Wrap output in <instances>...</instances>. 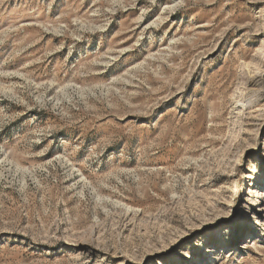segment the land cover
<instances>
[{
    "label": "rangeland",
    "instance_id": "rangeland-1",
    "mask_svg": "<svg viewBox=\"0 0 264 264\" xmlns=\"http://www.w3.org/2000/svg\"><path fill=\"white\" fill-rule=\"evenodd\" d=\"M0 264H264V0H0Z\"/></svg>",
    "mask_w": 264,
    "mask_h": 264
},
{
    "label": "bare ground",
    "instance_id": "bare-ground-1",
    "mask_svg": "<svg viewBox=\"0 0 264 264\" xmlns=\"http://www.w3.org/2000/svg\"><path fill=\"white\" fill-rule=\"evenodd\" d=\"M254 184H258V185H260V184H263V183H262L261 181H260V182H257V181H256ZM251 192H254V191H251ZM258 195H259V192H258ZM258 198H259V196H258ZM258 210H260V209L258 208ZM209 252H211V251L207 249V250L205 251V254H207V253H209Z\"/></svg>",
    "mask_w": 264,
    "mask_h": 264
}]
</instances>
